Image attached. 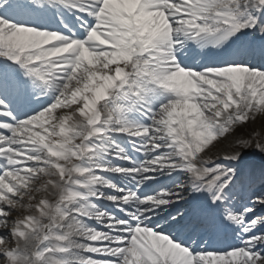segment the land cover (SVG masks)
<instances>
[{
	"label": "snow or ice",
	"instance_id": "6c2138e0",
	"mask_svg": "<svg viewBox=\"0 0 264 264\" xmlns=\"http://www.w3.org/2000/svg\"><path fill=\"white\" fill-rule=\"evenodd\" d=\"M258 120L264 0H0V264H264Z\"/></svg>",
	"mask_w": 264,
	"mask_h": 264
},
{
	"label": "bare ground",
	"instance_id": "6f19581e",
	"mask_svg": "<svg viewBox=\"0 0 264 264\" xmlns=\"http://www.w3.org/2000/svg\"><path fill=\"white\" fill-rule=\"evenodd\" d=\"M249 136H254L261 142H264V129L261 128V122L258 120L255 124H249L247 129L244 131H237L229 141H226L224 145L219 148H216L211 153H209V160L212 159L220 160L219 156L223 154L224 151L228 150L231 146L232 141H238L241 137L248 139ZM253 144L256 143V140L252 141ZM232 151L241 152V160L238 164L234 165L237 168L239 179L247 174L249 187L259 183L264 179V156H261L258 152H253L251 149L247 151H242L241 149H231ZM237 186L238 180H237ZM247 189V187H246ZM241 199L245 201V196L243 193L239 192ZM246 202V201H245ZM17 215H23L22 212H18ZM215 247V246H214Z\"/></svg>",
	"mask_w": 264,
	"mask_h": 264
},
{
	"label": "rangeland",
	"instance_id": "374dc122",
	"mask_svg": "<svg viewBox=\"0 0 264 264\" xmlns=\"http://www.w3.org/2000/svg\"><path fill=\"white\" fill-rule=\"evenodd\" d=\"M216 162L221 164L224 163L222 160H217ZM177 175H178V179H182L180 174ZM248 184L249 182H248L247 174H245L240 179H238L239 186L236 187L235 194H238L239 192H242L243 194H247L248 197L246 198V200H248L250 196H255L256 198L264 197V179H262L259 183H256L252 186L249 185V187L247 186ZM235 194L233 196V200L237 202L238 207L239 206L242 207L238 199H236ZM181 211H183V208L181 209ZM254 215H264V210L257 209V212ZM149 223L154 224V226L156 227L164 226V220H158L157 222L149 221Z\"/></svg>",
	"mask_w": 264,
	"mask_h": 264
}]
</instances>
